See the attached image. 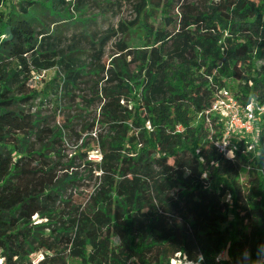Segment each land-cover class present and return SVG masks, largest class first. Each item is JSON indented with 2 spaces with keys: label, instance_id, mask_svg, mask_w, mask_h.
<instances>
[{
  "label": "trees",
  "instance_id": "1",
  "mask_svg": "<svg viewBox=\"0 0 264 264\" xmlns=\"http://www.w3.org/2000/svg\"><path fill=\"white\" fill-rule=\"evenodd\" d=\"M78 1L0 0V264H264V117L255 157L241 134L231 159L205 115L229 80L264 103V0H139L128 25L68 36Z\"/></svg>",
  "mask_w": 264,
  "mask_h": 264
},
{
  "label": "rangeland",
  "instance_id": "2",
  "mask_svg": "<svg viewBox=\"0 0 264 264\" xmlns=\"http://www.w3.org/2000/svg\"><path fill=\"white\" fill-rule=\"evenodd\" d=\"M139 0H79L78 3H82L83 9L81 13H76L74 16H78L79 23L74 24V26H68V30L65 32L66 35L70 36L71 34H78L79 32H93V31H103L109 27L116 28L119 23H125L129 24L130 22H133L135 18V12L133 9V6L136 2ZM155 2L162 3L163 0H154ZM184 0H175V7L173 10L170 11L172 14H177V7L179 4H181ZM174 2V1H173ZM156 20L155 24H158L159 22V13H156ZM122 36H117L115 38H112L104 47L103 55L101 57V63L104 62L105 64H108L112 57L114 56V53L116 52V46L115 42H117L119 39H121ZM124 40L129 44L130 47H136V48H142V39L140 37L139 32H134L129 35H126L124 37ZM83 52L81 53V60L85 63L89 62L90 59V52L91 50L87 48V45L83 46L81 45ZM56 72V69H49L46 70L41 78L37 81H32L33 88L36 91L42 90L45 85L51 80V78L54 76ZM228 83L231 85V90H229V93L233 95L232 90H235L236 82H232L231 80L228 81ZM234 96V95H233ZM97 102V101H96ZM94 105H90L88 107V111L85 113L86 119H90L93 116V113L96 109H98L99 104L98 102ZM64 102H62L63 104ZM65 104V103H64ZM63 106L67 108V105ZM52 105H45L40 109V115L48 117V120L51 122L50 124H60L61 119L63 116L62 112H59L55 117L52 115ZM68 111H64V113H67ZM200 118V117H199ZM207 124V123H206ZM208 125V124H207ZM85 137L83 135L81 139L76 140L75 138H66V154L68 156H72L75 153H78L81 150H85V148H82V140ZM86 149H89L87 147ZM98 154L97 152L92 149L88 153V159H95L97 158ZM75 170L73 168L69 169ZM247 176L246 170L241 173L240 178L243 180ZM174 260H170V264H186L183 260V257H173Z\"/></svg>",
  "mask_w": 264,
  "mask_h": 264
},
{
  "label": "built area",
  "instance_id": "3",
  "mask_svg": "<svg viewBox=\"0 0 264 264\" xmlns=\"http://www.w3.org/2000/svg\"><path fill=\"white\" fill-rule=\"evenodd\" d=\"M45 71L32 72L31 80L33 82L39 80ZM213 113L219 114L222 118V133L215 141V148L218 152L232 159L234 154L240 150L238 136L242 134L246 137V141L244 148L240 150L241 153L249 154L252 158L255 157L258 141L256 134L257 118L264 117V103H259L253 99L241 103L229 91H224L217 96L211 108L205 112L206 118L208 119ZM175 257H183L186 264H199L202 260L201 257H198L196 261H186L185 257L179 253ZM171 260L173 261L174 258Z\"/></svg>",
  "mask_w": 264,
  "mask_h": 264
}]
</instances>
